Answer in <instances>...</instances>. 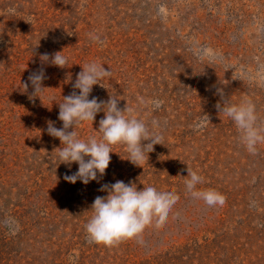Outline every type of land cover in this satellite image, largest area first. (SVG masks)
<instances>
[{"label": "rangeland", "instance_id": "obj_1", "mask_svg": "<svg viewBox=\"0 0 264 264\" xmlns=\"http://www.w3.org/2000/svg\"><path fill=\"white\" fill-rule=\"evenodd\" d=\"M193 46L224 59L200 61ZM62 50L66 68L41 62ZM90 62L112 73L90 99L116 97L164 133L141 167L113 145L103 177L70 184L64 177L78 165L60 164L61 142L46 129L48 121L62 127L58 104L78 93L73 84ZM40 69L49 89L30 100L33 89L22 84ZM141 98L162 105L152 110ZM225 100H251L264 127V0H0V264H264V142L247 151L216 107ZM103 118L78 125V137L99 138ZM187 168L203 177L198 189L219 192L224 204L187 193ZM117 180L171 186L179 200L137 236L93 243L85 229L91 205Z\"/></svg>", "mask_w": 264, "mask_h": 264}, {"label": "clouds", "instance_id": "obj_2", "mask_svg": "<svg viewBox=\"0 0 264 264\" xmlns=\"http://www.w3.org/2000/svg\"><path fill=\"white\" fill-rule=\"evenodd\" d=\"M89 36L92 40L102 43L98 36L91 33ZM189 50L200 61L207 59L209 62H222L224 59L221 53L208 47L193 46ZM40 60L44 64L61 69L66 68L68 63L63 50L53 54L43 53ZM111 75V70H106L100 63L85 64L73 84L78 93L74 91L63 97L62 103L58 104V119L62 121V127L57 128L53 121L47 123V134L61 142V147L54 150L58 153L60 164L69 167L73 163L78 165L76 172L64 177L70 184L80 181L87 185L96 181L98 175L103 177L111 162L113 145L125 146L128 154L126 160L134 166L141 167L140 162L146 158L148 160V153L154 150V144L160 143L163 138L164 129L159 121L152 120L150 127L144 119L137 118L132 108L126 106L122 110L116 97L109 95L107 101L97 97L89 98L94 86H101ZM45 79V70L40 69L32 73L28 81L22 84L25 91L29 84L31 85L33 91L29 96L30 100L40 99L45 90L49 89L43 85ZM218 92L223 98L222 91ZM140 104L144 107L150 105L151 109L155 110L161 107L162 101L159 99L144 101L141 98ZM216 107L219 113H223L234 122L247 151L255 154L257 145L264 142V127L258 126L256 108L251 100H244L240 104H230L225 100L223 103L218 102ZM100 112L104 113V118L99 121V130L96 131L101 134L100 137L79 138L74 129L82 122L93 123ZM207 120L209 121L208 117ZM203 126L202 117L196 127ZM145 141L147 143H144ZM187 173L184 181L187 193L193 198L203 200L209 206L224 204L225 197L219 192L197 188V185L203 182L201 175L188 168ZM100 190L107 195L95 198L90 208L91 219L85 225L88 238L96 244L112 245L119 240L135 237L145 224L153 219L156 223L164 222L179 200L174 187L158 185L154 181L126 184L122 180H117L111 185H102ZM3 223L10 230H18L19 226L13 218H7Z\"/></svg>", "mask_w": 264, "mask_h": 264}]
</instances>
